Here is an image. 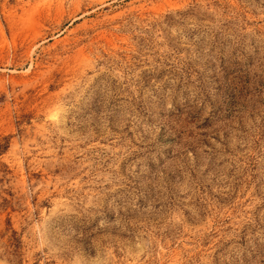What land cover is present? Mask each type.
Wrapping results in <instances>:
<instances>
[{"label":"rangeland","instance_id":"obj_1","mask_svg":"<svg viewBox=\"0 0 264 264\" xmlns=\"http://www.w3.org/2000/svg\"><path fill=\"white\" fill-rule=\"evenodd\" d=\"M0 264H264V0H0Z\"/></svg>","mask_w":264,"mask_h":264}]
</instances>
